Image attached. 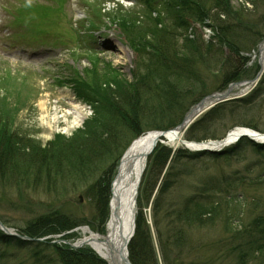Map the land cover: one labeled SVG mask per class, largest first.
Instances as JSON below:
<instances>
[{
    "label": "rangeland",
    "instance_id": "374dc122",
    "mask_svg": "<svg viewBox=\"0 0 264 264\" xmlns=\"http://www.w3.org/2000/svg\"><path fill=\"white\" fill-rule=\"evenodd\" d=\"M186 1L0 0V119L5 117L9 126L13 123V139L19 143L15 144L19 150L15 157L18 178L8 177L7 183L0 178V220L7 228L23 234L42 219L49 220L45 225L54 228L53 223L62 216L77 226L72 234L75 238L70 240L73 244L85 238L83 228L103 235L108 220L101 222L104 211L101 214L97 200L88 196L91 186L100 182L111 190L119 160L136 138L181 125L196 104L229 89L233 91L229 100L199 116L193 125L198 124V140H188L185 133L183 141L216 142L236 128L264 134V69L259 61L264 44V1L253 5L233 0L242 27H248L234 52L227 43L220 44L214 29L195 20ZM185 22L190 25L187 34L199 35L205 47L187 53L184 42L175 41L173 49H180L182 61L179 63L180 56H171L173 62L165 64L160 56L167 49L161 41H168V36L169 41L184 38ZM180 65L188 66L190 80L177 81L175 69ZM236 68L239 79L219 88L223 75ZM143 78L148 85L137 82ZM135 83L142 89L141 108L150 115L149 119L140 118L138 134L130 120H113L115 116L107 111L108 97H117L122 87L129 89ZM245 84H251L246 93L241 87ZM160 103L163 107L170 103L163 116L159 115L163 109ZM221 105L222 110L216 111ZM73 106H80L85 116L77 127L73 125ZM105 107L107 110H102ZM99 127L115 134L124 132L116 146L80 164L73 151L86 146V139L96 135ZM161 147L170 148L171 156L165 168L150 170L151 179L146 180L148 160L142 178L146 189L142 184L138 190V217L143 213L157 241L154 201L162 187L169 196L161 194V203L187 204L193 213L197 204L202 209L217 208L218 212L204 222L207 225L190 226L189 254L184 261L242 264L234 249L241 243L238 237L264 216V148L242 142L213 159L181 144L175 151L168 144H159L155 152ZM61 152L65 158L59 163ZM155 152L151 154L154 162ZM32 155L39 156L36 162H30ZM39 160L47 168L58 166L59 173L50 168L46 175L44 165L37 177L35 165ZM38 227L42 231L43 226ZM60 237L55 233L43 239L52 244ZM3 252L9 257L0 264H35L31 250L12 244L1 246ZM249 260L248 264H264V255L256 253Z\"/></svg>",
    "mask_w": 264,
    "mask_h": 264
},
{
    "label": "trees",
    "instance_id": "16d2710c",
    "mask_svg": "<svg viewBox=\"0 0 264 264\" xmlns=\"http://www.w3.org/2000/svg\"><path fill=\"white\" fill-rule=\"evenodd\" d=\"M189 2L188 6L191 10V13L195 15V20L199 23L204 25V27H209L214 29V32L217 34L220 44L227 43V46L230 48L229 51L234 52L233 48L236 46V42H238L239 38L242 42V35H245V28H248L245 26L242 27L240 23V17L241 14L237 12V10L233 6V0H187ZM186 1V2H187ZM248 3H251L253 5L258 4L259 2H263L264 0H246ZM119 7V5H118ZM209 22V25H206V22ZM182 27V25H181ZM190 25L185 22L183 23V31L185 32V37H175L174 39L171 38L169 41V38L171 36H168V41L166 39H163L161 41V45L167 51H165L166 54L163 56H160L165 64L172 63L170 57L174 56V58L178 59L180 56L179 63L182 61L180 49H173V45L175 41L184 42L183 48L187 49V53H192L193 49L200 48L204 46V43L201 42L199 35L193 34L189 35L187 34V31L189 29ZM194 32H196L194 30ZM192 36H194L192 38ZM202 44H201V43ZM159 45V47L161 46ZM170 46V47H169ZM222 46V45H221ZM190 49V50H188ZM203 50V49H202ZM196 56V55H195ZM188 69V66L180 65L175 70L177 71V77L179 83L183 81V78L190 80V72ZM237 69V68H236ZM234 72H231L230 74H224L222 81L220 82L219 88L222 87L225 88L229 83L237 81L239 79V72L238 69ZM183 70V73H181ZM187 73V74H186ZM183 76V77H180ZM222 77V76H221ZM164 78H166L164 76ZM149 80V79H148ZM147 78H143L142 80L139 79L137 82L142 83L144 85H148L146 83ZM186 81V82H187ZM163 82V80H161ZM178 83V84H179ZM165 83H162L161 87L164 89V93H166L167 96V90L164 87ZM92 87V86H91ZM123 91L122 93L118 94V96H112L108 97V110L103 108L102 110H107L110 112L115 118L113 120H120L126 119L130 120V125L133 127L132 129L139 133L138 129L140 126V118H148L150 115H147L145 112V108H141V100L142 98V89H140L138 83H135L133 86L129 87V89L124 86L122 87ZM170 90V88H169ZM139 95H141L139 97ZM139 97V98H138ZM173 101V99H172ZM165 106L160 103V107L163 108L159 112L161 116L163 114H166L167 108L170 103H164ZM222 107L224 105H221L217 107V110H222ZM96 113V111H95ZM100 111H97L98 115ZM158 114V113H157ZM111 115V116H112ZM158 115V116H159ZM100 121L102 119L99 118ZM105 122V121H102ZM13 124V123H12ZM8 125L7 120L5 117L3 119H0V178L4 182L7 183L9 179L16 180L18 177L17 175L18 168H17V161H15V157H18L19 150L17 148V145L19 143L17 140H14L15 137L13 134V125ZM176 125L173 124L169 128H174ZM106 127V126H105ZM108 127V125H107ZM198 124L194 127H192L189 131L186 137H188V140H194L197 139L195 137L197 131ZM109 128V127H108ZM163 130H169V129H162ZM101 131V132H100ZM97 130L94 132L96 133ZM98 132H100L98 134ZM96 135H90L88 139H86V146H83V148H80L77 150V148L73 151V153L76 152V155L78 157L79 163H83L84 161H88L87 157H95L100 156L106 148L114 147L118 144L119 140L121 139L123 132L121 131L120 134H115V132H109L108 130H105L103 127H99ZM207 139V137H205ZM198 140V139H197ZM85 142V141H83ZM245 142L247 144H250L247 140H242L240 143ZM239 143V144H240ZM256 148H264V146L254 145ZM232 149V148H231ZM39 150L37 149V152ZM227 151H230L227 150ZM227 151H224L222 154H211V153H202L197 155H208L211 158H217L221 157V155H224ZM64 152V151H63ZM63 152L59 155V159L57 158V161H64V155ZM155 156V162L154 159L151 157L149 159V165L148 170L146 171V175L144 179H148L150 170L152 169H162L165 168V165L167 161L169 160L171 156V151L167 148L161 147L159 150H157ZM65 154V153H64ZM85 154V157H84ZM38 155V154H37ZM32 155L30 162H36L39 156ZM82 158V160H81ZM176 158V157H175ZM44 159V158H43ZM41 160V159H40ZM38 161L35 165V170L37 172V177L40 176L42 172V167H45L46 175L49 176L50 168L53 172L59 171V167L54 165L47 168V165L41 161ZM174 160V159H173ZM172 160V161H173ZM83 161V162H82ZM60 163V162H59ZM57 163V164H59ZM14 166V168H11V165ZM35 164V163H34ZM60 165V164H59ZM25 174V172H22ZM13 174V175H12ZM20 176V175H19ZM9 177V179H8ZM151 179V178H150ZM143 184V190L146 189L144 180L142 182ZM92 188L89 189L88 196H91L94 200H97L98 206L101 207L102 211H104V216L102 217L101 222H104L105 219L108 220L109 217V198H110V190L105 184L96 183L95 185L91 186ZM162 194V197L169 196V194L164 191V188L158 189V196L156 200L154 201V216L157 214L158 217H154V227L157 231V248L155 246V240L152 234V231L150 229V226L147 224V220L143 213L137 217L136 222V232L135 236L132 239V241L129 244V259L130 263L132 264H186L184 260H186V255L189 254L187 252L186 247L188 244V230L191 225H202L206 224L204 223L207 220V217L211 218L214 214L218 212L217 208H209V209H202L199 204L195 205L194 207V213L190 210L189 205L185 204L183 206L179 205H167L165 203H161V199H159V196ZM96 203V206H97ZM57 220H55L54 228L57 226V229L54 230V228L49 227L48 225H45L49 220H39L36 225H32L29 229L24 231V233L29 236L30 238L36 239V238H43L44 236H48L51 234H61L65 232L72 231L77 226L74 224V222H71L68 218L58 216ZM100 217V218H101ZM159 220V221H158ZM209 221V220H207ZM161 222V224H160ZM207 225V224H206ZM42 227V231H40V228ZM160 226H165L161 227ZM249 232L246 231V233H243L239 235L238 241H241V243L238 244L236 248L238 251V259L239 262L242 264H248L249 259H252L255 254L258 255H264V216L258 217L253 221V223L248 226ZM44 231V232H43ZM70 237V236H67ZM14 244L18 249L20 250H31L34 252V255L36 257L35 263L36 264H105L99 257L94 255V253L88 249L78 250L74 251L71 250L68 247H58V246H50V244H44V243H27L23 242L14 238H10L5 236L3 233L0 232V247H5L8 245ZM158 249V251H157ZM157 251V252H156ZM159 252V255H158ZM5 252L0 253V263L2 260L8 258ZM50 257V258H49ZM160 257V259H159ZM47 259V260H46ZM161 261V262H160Z\"/></svg>",
    "mask_w": 264,
    "mask_h": 264
},
{
    "label": "bare ground",
    "instance_id": "6f19581e",
    "mask_svg": "<svg viewBox=\"0 0 264 264\" xmlns=\"http://www.w3.org/2000/svg\"><path fill=\"white\" fill-rule=\"evenodd\" d=\"M260 52L262 67L264 69V44ZM240 86L235 87L236 89ZM234 88V89H235ZM250 87H244L243 92H248ZM233 89V90H234ZM233 95V91H231ZM43 109L45 111V105L43 104ZM80 106H73L72 115L74 116V126H80L83 120H85L84 113L81 111ZM198 108L194 111L197 115ZM195 114L189 115V117H193ZM53 123H57V120L54 119ZM191 122H187L185 124V128L190 125ZM51 126V123H48ZM236 134V133H235ZM157 134L148 133L140 137L139 141L133 143L131 148L128 149L126 155L124 156V162L122 166L119 168V174L114 182L113 191L118 192V206L123 215L124 223L122 228L119 229L118 226H113L112 224L108 225L107 231L108 233L104 236L95 234L91 232L89 229H83V235L85 236V240L78 242V245H89L97 254H99L102 259L108 264H124V249L125 242L130 234V229H133V225L136 224L137 218V185L139 178L142 173L143 165L145 164L147 155L151 148L155 145V141L158 142L160 139L156 138ZM264 139V138H262ZM163 140L169 147L178 149L180 148V144L183 140V131H174L167 135V137ZM217 144L210 145L216 147ZM209 145H199V146H190L192 149L195 148H203Z\"/></svg>",
    "mask_w": 264,
    "mask_h": 264
},
{
    "label": "water",
    "instance_id": "95a60500",
    "mask_svg": "<svg viewBox=\"0 0 264 264\" xmlns=\"http://www.w3.org/2000/svg\"><path fill=\"white\" fill-rule=\"evenodd\" d=\"M262 65V64H261ZM263 73V70L260 72L259 76H261V74ZM230 98V90L226 91L225 93L223 94H220V95H214V96H210L209 98L203 100L198 106H196L190 113L189 115H192V114H195L194 111L196 110V108H198V111H197V115L195 114L193 117H189V115H187L184 123H183V126L184 124H186V122H194V120L201 114L203 113L204 111L206 112V110H209L211 109L212 107H214L215 105H217L218 103H222V102H225L227 100H229ZM182 126H180L181 128ZM179 128V129H180ZM166 136V134H162V136ZM236 138V135H231L228 137V139L224 142H222V144L224 143H229L230 141H232L233 139ZM150 154V153H149ZM146 161H145V164L143 165V168L141 169L142 170V173H141V176L142 174L144 173L145 171V167H146ZM121 174H119L118 176L120 177ZM140 176V177H141ZM141 180V179H140ZM140 180L138 181V185H137V189L139 188V184H140ZM118 192H116L114 195H113V203H112V209H111V219H110V222H108L109 224H112L113 226H118L119 229L122 228V225L124 223V220H123V215L121 213V210L118 206ZM0 227L2 229L3 232H5L7 235H10V236H15V234H13L9 229L7 228H4V226L0 223ZM135 225H133V229H130V234L125 242V249H124V261L125 263L124 264H131L130 261H129V253H128V246H129V242L132 241L133 237H134V234H135ZM18 237L17 235L15 236V238Z\"/></svg>",
    "mask_w": 264,
    "mask_h": 264
}]
</instances>
